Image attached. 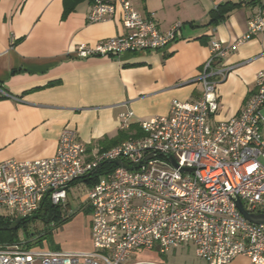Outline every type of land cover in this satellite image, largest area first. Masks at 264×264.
<instances>
[{"label": "built area", "instance_id": "built-area-1", "mask_svg": "<svg viewBox=\"0 0 264 264\" xmlns=\"http://www.w3.org/2000/svg\"><path fill=\"white\" fill-rule=\"evenodd\" d=\"M118 11L125 32L78 46L77 58L163 52L180 35V23L162 32L153 15H141L128 0H94L87 21L103 22ZM263 31L257 12L234 43L210 41L197 77L199 99L174 100L167 115L140 121V137L88 154L75 130L65 127L53 157L0 162V218L33 216L50 202L63 220L72 214L71 195L79 210L90 212L93 248L79 254L31 250L20 233L16 243L0 245V264H164L132 256L139 250L163 256L181 245H191L204 264H229L239 256L264 264V224L250 223L235 204L238 199L251 215L264 214V68L237 116L211 120L219 109L217 87L235 68L220 61ZM131 114H121L122 129ZM117 160L140 166L128 170L111 163L98 175L107 161Z\"/></svg>", "mask_w": 264, "mask_h": 264}, {"label": "crops", "instance_id": "crops-1", "mask_svg": "<svg viewBox=\"0 0 264 264\" xmlns=\"http://www.w3.org/2000/svg\"><path fill=\"white\" fill-rule=\"evenodd\" d=\"M128 1L141 15H153L162 32L180 23L178 39L163 52L79 59L78 46L125 32L119 11L106 21L88 23V0L65 19L63 0H0V90L8 95L0 98V162L53 157L65 127L75 130L88 154L106 151L99 142L128 130L121 128V114L132 112L128 126L140 131V121L167 115L172 101H197L202 90L197 77L210 41L230 45L246 33L255 13L264 20V0L255 5L236 0L240 5L215 22L210 12L226 0ZM220 64L235 68L217 87L213 122L237 116L253 94L256 74L264 68V31ZM68 202L71 210L69 197ZM74 202L76 212L83 213ZM84 213L90 232V212ZM229 264L252 263L239 256Z\"/></svg>", "mask_w": 264, "mask_h": 264}, {"label": "rangeland", "instance_id": "rangeland-1", "mask_svg": "<svg viewBox=\"0 0 264 264\" xmlns=\"http://www.w3.org/2000/svg\"><path fill=\"white\" fill-rule=\"evenodd\" d=\"M75 196L80 197L82 193L75 191ZM71 200L72 214L65 223L55 228H50L47 224H42L41 221L29 224L28 232L35 233V240L30 242V247L27 249H40L43 251H59L64 254H79L87 252L90 248L91 235L88 227V214L76 212L77 207L73 200L74 196L68 195ZM54 224V223H53ZM44 227L49 228L50 235L43 238L38 242L36 240L39 235L45 234ZM22 234V233H21ZM20 236V234H19ZM23 237V236H22ZM132 257L140 258L141 262L145 261H158L164 264H204L194 255L193 249L187 246H180L173 249L163 256L154 251L139 250L133 253ZM134 259V258H133ZM135 262V260H133ZM132 262V263H133Z\"/></svg>", "mask_w": 264, "mask_h": 264}, {"label": "trees", "instance_id": "trees-1", "mask_svg": "<svg viewBox=\"0 0 264 264\" xmlns=\"http://www.w3.org/2000/svg\"><path fill=\"white\" fill-rule=\"evenodd\" d=\"M84 0H63V13H62V19H65L70 13L74 12L76 9V6L82 2ZM90 1V3L92 4L94 0H88ZM260 2V0H248V2H246V4L249 5H255L256 3ZM240 4H235L234 2H230L227 1L224 4H221L219 6H217L214 10H212L210 12V15L212 16V21L215 22L219 19H223L224 15L232 10L233 8H235L236 6H238ZM264 9V6H262ZM0 98H3V96H0ZM135 131V134L133 135L134 137H140L142 136V132L141 131H137L136 128L133 127H129L127 131H121L118 133L117 137L113 140H107V139H103L102 142H99L101 148L103 150H107L113 146H115V144L117 145V143H120L121 141L125 140L126 138L130 137L132 135V132ZM113 165L111 164H104L102 165V167L98 170V175L103 174L106 170L112 168ZM51 212L49 209V205L47 202H44L41 209L38 211V213L36 214V219H26L24 221H22V223L16 228V229H12L10 230V224L12 223L11 220H6V219H2L0 218V245H9V244H14L19 240V234L22 233V236L24 238V240L26 241L25 246L26 247H30V242L35 240V233L33 231L28 232V225L32 224V223H36V222H43V220L45 219V217L48 215V213ZM70 217L60 220V210L57 208H52V213H51V220L49 223H47V225H49L50 228H55L59 225H62L63 223H65L67 220H69ZM54 221H56V224H52ZM44 224V223H43ZM30 228V227H29ZM49 228L44 227V233L42 235H39V237L36 238V240L38 239V242L41 239H45L47 238V236L50 235V232L48 230Z\"/></svg>", "mask_w": 264, "mask_h": 264}, {"label": "water", "instance_id": "water-1", "mask_svg": "<svg viewBox=\"0 0 264 264\" xmlns=\"http://www.w3.org/2000/svg\"><path fill=\"white\" fill-rule=\"evenodd\" d=\"M171 162H172V165L174 167H176V163L173 160H171ZM106 163L107 164L113 163L116 166H120V167H123V168L128 169V170H134V169H136V168H138L140 166L139 164H137V165H134V166H130L129 167L128 165H126L123 162L118 161V160L117 161H113V162L112 161H107ZM235 204H236V207L239 210V212L242 214V216L245 219H247L250 223H253V224H264V214H252L251 215L250 213H248V212L245 211V209L243 208L240 200H238V199L235 201ZM48 205H49V209H50L51 212H49L48 215L43 220V223L44 224L49 223L50 220H51L52 205H51L50 202H48ZM26 219H36V215L28 216L26 218H18L16 220L12 221V223L10 224L9 229L10 230L16 229L22 223V221H24Z\"/></svg>", "mask_w": 264, "mask_h": 264}, {"label": "flooded vegetation", "instance_id": "flooded-vegetation-1", "mask_svg": "<svg viewBox=\"0 0 264 264\" xmlns=\"http://www.w3.org/2000/svg\"><path fill=\"white\" fill-rule=\"evenodd\" d=\"M42 224H43V222H42Z\"/></svg>", "mask_w": 264, "mask_h": 264}]
</instances>
